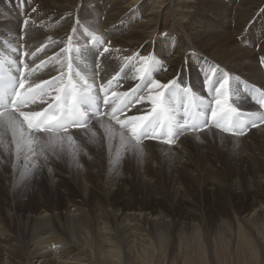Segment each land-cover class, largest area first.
<instances>
[{
	"label": "bare ground",
	"instance_id": "bare-ground-1",
	"mask_svg": "<svg viewBox=\"0 0 264 264\" xmlns=\"http://www.w3.org/2000/svg\"><path fill=\"white\" fill-rule=\"evenodd\" d=\"M19 3L21 0H4L0 4V39L15 47L18 55L19 52L24 54L23 57H17V54L12 56L17 60L22 58L27 65L24 69L25 74H28L25 88L34 87L67 70L66 66L61 67V64L65 63V53L61 49L69 46L71 37L70 46L75 50L70 54L73 57V69L79 70L88 83L97 86L108 85L111 81L115 84L109 93L110 100L112 92L127 93L128 96L134 94V100L125 112L120 114V119L145 115L150 111L151 102L148 97L155 91L150 89L151 80L167 83L178 77V82L182 86L190 85L192 91L187 96L183 93L176 96L166 94L165 101L171 110V116L181 124L173 104L175 99L177 98L181 105L194 103L200 108L202 103L214 99L215 87L223 80L225 72L228 73L229 79L226 87L230 106L236 107L242 113H264V109L251 96L252 88L264 92V34H261L262 37L251 47L250 44L245 47L247 42L243 31L249 19L253 20L264 12V0H26L22 3V8ZM192 8L196 11L192 12ZM197 11L206 14L203 20L195 19ZM208 17L222 20L214 22ZM105 47L109 52H103ZM77 48L79 53H76ZM141 56H152L161 66L160 69L149 75L139 72L138 69L143 67L140 63ZM128 57L132 59L129 60ZM242 68L248 70V73L237 72V69ZM205 81L209 83L206 84ZM54 94L53 91L52 95ZM44 100L45 103H41L38 97L35 104H30L23 110L41 111L51 102V96L46 95ZM110 111L107 107L102 108L101 114L84 126H73L59 133H36L41 140L51 138L52 144L56 143L58 147H62L66 158L72 156L76 176L80 175L83 169L88 174L83 177L82 196L79 199H74L71 194L63 195L61 199L64 204L59 208L57 198L48 195L41 198L36 213L26 215L33 226L38 224L34 230H42L40 226L51 228L48 236H41L43 243L59 237L61 232L54 228V223L63 219L71 238L77 242L75 244L69 239L71 246L80 253L84 250L89 254L94 253L91 249L94 242L92 219H96L102 221L98 230H101L102 234L100 241H103L106 247L103 253L105 264H109L113 255L121 257L122 261V255L114 252L117 246L112 243L113 232L111 233L108 222L112 217L118 227L128 221V224L124 225L127 227L124 231L131 228L129 232L134 238L129 241L135 243L130 247L139 261L137 249L139 252H145V249L147 251L149 248V252H145L148 258H156L155 255L159 257L154 253L156 249L151 250L155 243L150 241L151 247L146 244L150 238L147 236L151 233V239L156 241L160 236L162 242L163 236L164 240L157 248L160 252L169 245L168 248L172 247V251H180L184 247L193 249L197 247L201 237V242L208 248L207 262L212 264V246L217 244L226 249L231 241L238 246L243 245L242 236L246 233V228L254 235L257 248L264 254V123L258 122L255 127H249L244 135L237 136L217 128L210 121L207 109H203L207 126L198 131L185 130L184 134L171 144H164L159 139L144 140L140 145L143 150L141 153L135 149L125 150L120 147V125L109 118ZM7 118L8 114L0 119L6 121ZM76 129H83L84 134ZM1 130L3 131L2 128ZM112 133L116 135L110 140ZM5 140L11 143L12 135L7 133ZM216 140L220 141L222 148L216 147ZM118 148L120 151L117 155ZM254 151H257L256 155ZM242 153H249L251 160ZM142 154L146 155L149 161L154 159L159 163L154 172L159 179L162 166L169 167L176 159L182 160L187 155L191 157L193 164H176L169 168H179L185 172L195 171L196 175L186 174L188 181L198 187L201 194L211 196V205L214 196L221 194V212L213 215L204 211L201 205H198L200 195L193 198L191 193L189 194L191 189L181 178L179 180L167 175L171 181L168 187H163L164 184L157 179L149 183L151 172L147 166L142 171V181L134 182L129 189H124L116 200L96 197L92 185L88 187L90 179L93 182V168L102 178L105 171L103 179L111 182L120 178L126 171L129 172V167L134 171V163ZM21 157L24 160L23 155ZM121 157L124 159L119 161ZM38 158L32 157L28 167L32 168V163L38 165ZM109 158H112L111 162H108ZM216 163L219 165L216 166ZM243 164H246L245 168ZM37 169L32 171L36 172ZM50 169L51 172L46 170V175L54 184L64 185L73 180L68 170L56 166H51ZM203 171L205 173L201 176ZM135 183L137 185H134ZM134 192H140L148 202L168 196L171 199L169 207L175 204L183 210L176 214L147 213L144 201H134ZM152 193H155L154 198L150 195ZM3 207L0 194V210ZM206 213L212 216L209 218ZM131 223L134 224L130 225ZM36 231L35 236L39 237ZM170 234L171 237L176 234L172 246ZM89 243L90 246H86ZM143 246L145 248L142 249ZM118 248H123V245H118ZM92 255L97 256V253ZM90 257L86 259L89 260ZM121 264H124L123 261Z\"/></svg>",
	"mask_w": 264,
	"mask_h": 264
},
{
	"label": "rangeland",
	"instance_id": "rangeland-1",
	"mask_svg": "<svg viewBox=\"0 0 264 264\" xmlns=\"http://www.w3.org/2000/svg\"><path fill=\"white\" fill-rule=\"evenodd\" d=\"M3 1L4 0H0V4L3 3ZM19 5L21 8L23 7L22 3H19ZM191 11L195 12L196 9L192 8ZM205 15H206L205 13L200 14V12L197 11V16L195 19L199 21L203 20L205 18ZM210 19L213 20L214 22H219L222 20L220 18H210ZM243 28H244L243 31H245L246 42H247L245 44V47H247L248 44H250L249 46L251 47L253 44L258 42V40L262 37L261 34H264V12L262 11V13L259 16L255 17L253 20L249 19L245 23ZM253 35L255 36L258 35V37H254ZM3 41L9 43L6 40L0 39L1 47L4 46ZM91 45L92 43H90L89 46ZM17 52L13 54H17ZM19 53L21 54V52ZM76 53H79L78 48L76 49ZM252 58H254V56ZM258 60L259 61L261 60L260 56L258 57ZM237 72L248 73V70L245 71V69L242 68L239 70L237 69ZM207 93H209V91ZM104 107H107V109H111L112 107H114V104L109 103L108 105L102 106V108ZM76 131H79V129H76ZM83 131H84L83 129H80L79 132L81 134H84ZM10 132L11 131L9 130L7 133L12 135V132L11 133ZM5 137L6 135L3 137L5 143L0 144V194H1V200L4 204V207L1 208L0 210V222H1L0 223V264H56V263L57 264H62V263L63 264H105V260H104L105 257L103 256L104 255L103 253L106 247L103 245V241H100V239L102 240V236H101L102 234H101V230H98L102 224L101 223L102 221L92 219L94 242H93V247L91 249L94 251V253L92 252L91 254H89V252H87L86 250L80 253L78 249L71 246L72 242H70L69 239H71L75 244H77V242L75 239L71 238L70 231L67 230L65 221L63 219L60 220L59 223H54V228L58 229L61 232L59 233V237H57L54 241L48 240L46 243L45 242L43 243L41 241L42 238L41 236H48L50 234L49 232L51 231L50 230L51 228L47 226H40L42 230L37 229L36 231L34 230V228L38 224L33 226L30 219L27 218L29 214L33 215L34 213H36V211L38 210V203L41 202V198H45L48 195L51 196V198H55V197L57 198V203H58L57 205L59 206V208H62L64 204V202H62L61 199V196L63 195L67 196V194H71L74 197V199H79L82 196V189H83L82 187L84 184L83 177H86L88 175L85 169H83V171H80V175L76 176L74 174L75 171L74 159L72 158V156L71 158H66L65 155H63L62 147H58V145L54 143L52 144V148L50 150L54 157H52V154L49 151V149H46L44 154L48 157L47 163L43 162L44 161L43 157L38 156L39 157L38 158L39 164L37 167L38 171L27 172L24 167L25 165L24 160L22 159V157L20 158L19 161L16 160L14 145L6 142ZM53 139L55 140L54 137ZM219 143H220L219 140L215 141L216 147L222 148L221 144ZM6 147L8 150H6ZM56 150H58V152H56ZM256 154L257 151H254V155ZM242 155H244L247 159L249 158V161L251 160L249 153L248 155L242 153ZM183 158L182 160L180 159L181 161L179 159H176V162H174V164L169 167H173L176 164H179V166L193 164L191 157H189L188 155L184 156ZM123 159L124 157H121L119 161L120 160L122 161ZM111 161L112 158H109L108 162ZM177 162H180L181 164ZM183 162H187V164ZM134 164L136 166V169L134 171H132V169L129 167L128 169L129 172L126 171L124 175L120 176V178L119 177L117 178L118 180L115 178L111 182H109L108 179L107 180L103 179L106 174L105 171H103L104 174L102 178L101 175L98 172H96V169L93 168V182H91L90 179V183L88 184V187L92 185L93 194L96 197L103 196L106 198H113L116 200L121 196L124 189H129L130 185H132L134 182L140 183L142 181L140 177L142 176L141 174L142 171L144 170V167L147 166L151 172L150 175L151 179H149V183H153L157 179L158 182H162V184H164L162 185L163 187H168L171 181L167 178V175L172 176V178H177L179 180L181 178L182 181H184V183L187 186H189V188L191 189V192H189V194L191 193V196L193 198H196L197 196L200 195L198 205H201V208L204 211L210 212L213 215H215L217 212H221L219 210L221 208V204H220L222 200L221 194H216L214 196L211 205L210 203L211 196L207 194H201L199 192L198 187L193 186V184H191V182L188 181L186 174L193 173L192 175H196L197 173L195 171L192 172L191 170H189L185 172L180 170L179 168L174 169V168H169L168 166H162V172L164 174H162L161 172V178L159 179L158 176L154 173L159 163L154 159H151V161H149L146 155L142 154L137 158ZM215 165L218 166L219 164L216 163ZM51 166L61 167L64 170H68L69 171L68 174L70 175V177H72L73 180L64 185H58V183L54 184L53 181L49 179V176L46 175V170L50 169ZM205 166L208 167L207 165ZM245 167L246 164H243V168ZM28 169L31 168L28 167ZM131 173L133 174L132 177H131ZM204 173L205 171H203V173L201 172L200 175L203 176ZM130 180L132 181L130 182ZM134 185L137 184L135 183ZM102 191H104L105 193H103ZM150 195L152 198L155 197V193H152ZM133 197H134V201H140V200L141 202L144 201L145 203L144 206L146 207L145 211L150 214L157 212H161V213L169 212L171 214H176L181 210H183L182 207L175 206V204H173V207H169V202H171V199H169L168 196L165 199H158L156 201L152 200V202H148L147 200H145L140 192H134ZM206 215H209V213H206ZM210 216L212 215H209V218ZM108 222L111 227V233L113 232L111 234L112 235L111 237H113L112 243L117 246V250L114 252H117L118 255H122V261L124 264H209V262H207L208 248L205 247V244L201 242L202 240L201 237L199 238V242H197L198 244L197 247H194L193 249H190V247H184L180 251L176 249H173L172 251V247H170V249L168 248L170 246L169 245L168 247L164 248L162 252H160V250L157 251L158 244L161 242L160 236H158L157 241L155 239H151L153 233L147 236V238L149 237L150 238L146 242V244L150 245L151 247L150 241L154 242L155 246H152L151 250L156 249L154 253L158 254L159 257L155 255L156 258L153 259L148 258L145 252H149L150 250L149 248H147V251L145 249V252L143 251L139 252V250L137 249L136 252L138 254V257L140 258L139 261L136 258V255L135 256L133 255L134 251L130 247L132 243H135V241L133 242L129 241L132 240V238H134L132 233L129 232L131 228H128L127 230L124 231V229L127 228L124 225H127L128 221L123 222V224L121 225L122 227L116 226L117 224L112 217L108 219ZM132 224L134 223H131L130 225ZM60 226H62V228ZM119 228L121 230H119ZM34 231L38 233L39 237L35 236L36 234ZM245 231L246 233L242 236V240L244 241L243 245L241 244L238 246L237 243L233 244V241H231V243H229L226 246V249H222L217 244H214L210 251L212 264H264V254L262 253V250L260 248H257L258 244L254 239V235H251L246 228ZM169 239H170V244L172 246L173 240L176 239V234L172 235V237L170 234ZM86 240L87 239H85V241ZM163 240L164 239L162 236V242ZM98 245L100 247H98ZM118 245H123V248L119 249ZM86 246H90V243ZM143 248H145V246H143L142 249ZM167 248L170 251H168ZM96 253L98 257L96 255H92ZM88 256L89 257L91 256L89 260L86 259L88 258ZM114 257H115L114 255L111 256L112 260L109 259V264H111L112 262L114 264L120 262L121 264L122 262L121 257L119 258L117 257L114 258ZM135 258L137 260H135Z\"/></svg>",
	"mask_w": 264,
	"mask_h": 264
},
{
	"label": "snow or ice",
	"instance_id": "snow-or-ice-1",
	"mask_svg": "<svg viewBox=\"0 0 264 264\" xmlns=\"http://www.w3.org/2000/svg\"><path fill=\"white\" fill-rule=\"evenodd\" d=\"M25 2L26 0H21V3ZM70 44L71 37H69V46L61 49L65 53V63H62L61 67L66 66L67 70L61 71L58 76H53L50 81H44L43 87L37 85L35 89L32 87L25 88L28 74L24 72L27 65L23 62H21L20 75L17 77L6 76L0 72V118L8 114L6 121L0 119V128L3 129L0 131V144L5 143L3 137L11 130V143L15 145L16 160L19 161L23 155L24 167L27 172L38 167L36 163H32V168L28 169L32 157H43L44 162L47 163L48 157L44 153L46 149L52 148L51 138L41 140L36 133H59L73 126H84L92 118L98 117L101 114L100 108L109 103L116 105L111 108L108 115L110 119L115 120L120 125V132L118 133L120 147L125 148V150L135 149L141 153L143 150L140 145L144 140L159 139L164 144H171L183 135L185 130L207 126L204 119L206 113L203 109H207L210 121L217 128L237 136L244 135L248 127H255L257 122L264 123V113H242L236 107L230 106V96L226 87L229 84L227 72L224 73L223 80L215 87L214 99L202 103L200 105L202 110L193 113L191 120L186 118L184 124H179L171 116V110L165 101L166 94L176 96L178 93H183L187 96L192 91L190 85L182 86L178 82V77L169 80L167 83L155 79L151 80L150 89L155 91L148 97L151 102L150 111L145 115H132L120 119V114L124 113L131 103V101H121L120 97L126 98L128 94L112 92V99L110 100L108 87L102 85L100 90L104 93L103 101L102 105L97 107L95 102L98 95L93 92L92 86L86 83L80 84L73 78L79 73H74L73 70V57L70 54L75 50ZM103 52L107 53L109 49L105 47ZM127 59L131 60L132 57ZM140 63L143 67L138 71L145 75H149L161 67L152 56H141ZM163 70L166 71L167 69ZM205 83L208 84L209 82L205 81ZM110 84L111 81H109ZM53 91L54 95H52ZM257 92L259 95H256ZM46 95L51 96V102H48L47 107L43 110H23L28 105L35 104L38 97L41 103H45L44 97ZM252 98L264 109V92L254 89ZM118 101L120 102L117 103ZM85 102L91 103L93 111L90 112L84 107ZM109 132H111L110 129ZM115 135V133L110 134L109 139L111 140ZM6 150H8L7 147ZM119 151L120 148L117 149V155ZM49 171L51 172V169Z\"/></svg>",
	"mask_w": 264,
	"mask_h": 264
}]
</instances>
